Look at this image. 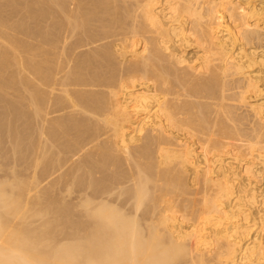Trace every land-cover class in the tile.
<instances>
[{
	"label": "bare ground",
	"instance_id": "bare-ground-1",
	"mask_svg": "<svg viewBox=\"0 0 264 264\" xmlns=\"http://www.w3.org/2000/svg\"><path fill=\"white\" fill-rule=\"evenodd\" d=\"M24 1L0 0V152L8 145L33 176L12 169L0 181V264H257L264 248L239 221L263 200L244 181L235 188V164L220 155L264 151V101L243 104L259 92L246 69L264 50H232L237 40L262 46L264 8ZM253 12L261 21L248 22ZM230 99L250 116L234 115ZM252 163L241 170L248 183L261 173Z\"/></svg>",
	"mask_w": 264,
	"mask_h": 264
},
{
	"label": "rangeland",
	"instance_id": "rangeland-1",
	"mask_svg": "<svg viewBox=\"0 0 264 264\" xmlns=\"http://www.w3.org/2000/svg\"><path fill=\"white\" fill-rule=\"evenodd\" d=\"M23 1H24V0H23ZM27 1H28V0H27ZM233 1L236 2V0H233ZM238 1L241 2L242 0H241V1L238 0ZM245 1H246V0H245ZM245 1L243 0L242 3H244ZM248 1H249L250 5H249V3L246 2L245 5L243 4L244 7L247 8L246 5H249V6H251V5L254 6V5H255L254 7H252V6H251V7H252V8H255L256 11H257V10H258L259 12H260V10L263 11L262 8H264V0H248ZM25 2H26V1L22 2V4H24ZM249 6H248V7H249ZM18 8H21V7H18ZM18 8H17L16 10H18ZM260 8H261V9H260ZM21 9H22V8H21ZM259 9H260V10H259ZM6 10H7V9H6ZM9 10H11V9L9 8ZM9 10H8V11H9ZM247 10H248V8H247ZM8 11H6V12H8ZM20 11L23 12V10H20ZM22 12H20L21 14L18 13L17 16H18L19 14H20L19 17L23 16V15H22ZM249 12H250V11H249ZM9 13H10V12H9ZM9 13L6 14V15H9ZM4 14H5V13H4ZM250 15H251V14H250ZM253 15H254V12H253L252 15L249 17V20H248L249 23H254L256 20H257V21H261L262 16L256 14V15H254V16H256V18H255ZM259 16H260L261 18H258ZM252 19H253V21H252ZM263 21H264V19H263ZM22 23H24L23 25L26 26L24 29H26V28H27V29H32V26H33V25L30 24L31 22H30L28 19L25 20V21L23 20ZM24 26H23V27H24ZM23 27H22V28H23ZM22 28H21V29H22ZM24 29H22V33L24 32V31H23ZM27 29H26V30H27ZM218 30H219V34L225 36L224 39L227 40L230 44H232L231 41L228 40V39H229L228 36H231V34H230V35L228 34L229 29L225 28L224 25H223V26H221L220 28H218ZM9 32H10V31H9ZM20 32H21V30H20ZM9 34H12V33H9ZM23 34H24V33H23ZM20 35H21V36H20ZM24 36H25V35H24ZM24 36L20 33V34L18 35V38H20V37L22 38V37H24ZM26 37H27V36H25V38H26ZM21 38H20V39H21ZM25 38H22V41H23ZM28 39H29V38L27 37L26 40H25V42H24L25 44H28V43H26V42L31 41V39H29V40H28ZM240 41H241V40H240ZM238 42H239V41L237 40V42L233 43V47H232V50H233L234 52H235V50H236V53H237V50H239V49H241V50L243 51V52H242V51L240 52V50H239V51H238L239 53H243V54H244V52L248 53V51L251 52V51L253 50L252 48H254V47H255L254 50H255V52H256V56H258V55L260 56V54L264 53V51H262V50H264V45H263L264 43L262 44L261 47L258 48L257 46H254V45H252L253 47H251L250 45H247V44H245L244 42H243V43H244V44H243L242 41H241V44L238 43ZM31 44H32V42H30L29 45H31ZM242 44H243V45H242ZM240 45H241V46H240ZM246 45H247V46H246ZM192 46H193V45H191L190 47L185 48L186 51H185V49L183 50V51H185L184 54H185L186 58H188V59L194 58V57L196 56V53H197V50L195 49V47H194V46L192 47ZM237 46L240 47V48H238ZM242 46H243V48L246 49V50H244V49L242 48ZM235 47H236V49H235ZM249 47H250V48H249ZM256 47H257V48H256ZM260 48H261V49H260ZM249 49H250V50H249ZM259 49H260V51H262V53H261L260 51H258ZM247 50H248V51H247ZM193 53H194V54H193ZM257 53H258V55H257ZM259 53H260V54H259ZM244 55H245V54H244ZM187 56H188V57H187ZM192 56H193V57H192ZM251 64H252V63H251ZM248 68H249L250 70H249ZM248 68L246 69V72H248L249 74L251 73L252 75L250 74V76H253V77H257V76H258V77H259V78H257V79H259V81H258V83H257V86L259 85L261 88L258 86V88H259L258 91H259V92H256V95L254 94L255 92H251V91H247V93L249 92L248 94H244V93H243V94L245 95V96L243 97V99H245V100L243 101V104H244V103L246 104V102H247V105L249 104V106H251L253 103H256V104H253V106H254V105L257 106V104L259 105V103L261 104L262 101H264V84H263V82H264V62H263V63L254 62V63H253L251 66H249ZM254 74H255V75H254ZM256 75H257V76H256ZM260 79L263 80V81H260ZM259 83H260V84H259ZM262 84H263V85H262ZM9 89H10V90L7 89L6 92L9 91L8 94H10V93H11V94H10L9 96L6 94V95H7V98L9 97L8 99H12V100H13V99H15L16 95H15L14 92H10V91H13L11 88H9ZM260 89H261V91H260ZM260 92H261V93H260ZM245 93H246V92H245ZM258 93H259V94H258ZM232 94H235V92L232 93ZM232 94H230V95H232ZM243 94H242V95H243ZM261 94H262V95H261ZM12 95H15V96H14V97H11ZM258 95H259V96H258ZM234 96H235V95H234ZM257 96H258V97H257ZM235 97H236V96H235ZM235 97H233V98H235ZM231 98H232V97H231ZM233 98H232V99H233ZM232 99L226 101L225 104L228 105V104H230V102H231V103H232V106H233V104H237V105H238V102H237V101L233 102ZM234 100H235V99H234ZM258 100H259V101H258ZM261 100H262V101H261ZM260 101H261V102H260ZM257 102H258V103H257ZM26 103H27V102H26ZM24 105H25V104H24ZM230 105H231V104H230ZM237 105H234L233 108L236 106L238 110H237L236 107H235L234 110H232V111L237 110V111H239V113H237V111H236V113H235V112L233 113L234 115L236 114V116H238V114L242 113V114H243L242 117H245V116L248 117V116H250V114H248V112L246 111V110H247V107H243V109H244V108L246 109V110H245V109L243 110L239 105H238V106H237ZM238 107H239V108H238ZM233 108H232V109H233ZM26 109H27V108H26ZM242 111H243V112H242ZM244 114H246V115H244ZM240 115H241V114H240ZM247 115H248V116H247ZM238 117H239V116H238ZM263 117H264V116H263ZM239 118H240V117H239ZM250 118H251V119H250ZM245 119H246V118H245ZM249 119H250V120H249ZM243 120H244V119H243ZM247 120L250 121V123L253 121L252 123L254 124V120H253L252 116L249 117ZM247 120H246V121H247ZM246 121H243V124L241 123V127H242V128L245 127L246 129H247V128L250 129V127H251L253 124L251 123V124H252V125H251V124L247 121V123L250 124V125H249L250 127H248V124H247V123H245V125H244V122H246ZM242 125H243L244 127H243ZM253 126H254V125H253ZM245 128H244V129H245ZM252 128H253V127H251V129H252ZM249 129H248V130H249ZM251 129H250L249 131H251ZM248 130H247V131H248ZM196 144H197V145H196ZM5 145H6V144H5ZM5 145H3V147H4ZM6 146H8V145H6ZM6 146L2 149V150H3V152L1 151L2 154L5 153V152H8V151H5V150H8V149H9V147H8L7 149H5ZM196 146H197V147H196ZM195 147H196V148H195ZM263 147H264V145H263ZM193 148H194V150L196 151V153H198V155H199V152H200L199 148H200V147H199V145H198L197 142L194 144ZM225 149H226L227 151H229V149H230V150H233V149L230 148V147H229V149H228V147H227V148H224V150H223L224 155H223V153H222V155H220V156H221V158L223 159V161H225L226 164H229V165H230V163H232L233 165L235 164V165H234L235 172L237 173V171H238L237 174H238V176L240 177V178L238 177V178H237V181L235 182V188L237 189V187H238L237 183H240V185H242L241 182L244 181V184H243V185H245V183H246V185L249 184V186H250V187L247 186V189L254 188V189H255V192L257 193V195H258V194L260 195L261 198H258L259 195H258V197H257V203H259L258 200L261 201L260 199H262L263 202H264V180H263V179H264V165H263V164H264V151L257 152V153H258V155H257V153L254 152V151L251 152L250 150H244V151L241 150V151L239 152V153H240V157H238L237 155H239V154H237V153H238L237 150H234L233 152H232V151L227 152ZM9 150H10V149H9ZM197 150H198V151H197ZM224 151H225V152H224ZM235 151H237V152H236L237 155L234 153ZM245 151H247V153L250 152V154H249V155L247 154V155L245 156V154H246ZM1 152H0V153H1ZM10 152H11V151H10ZM230 152H231V153H230ZM242 152H243V153H242ZM253 152H254V154L256 153V155L258 156V159H257V160H255V158H253V157H255V155L252 154ZM200 153H201V152H200ZM225 153H226V154H225ZM2 154H0V155L2 156ZM7 154H9V155H8V159L6 160V162H5V157L7 156L6 154H3L4 157L2 156V157L0 158V161H1L0 164H1L2 166L4 165V167H2V166L0 165V181H1V179H3V181H5V180H6L5 178H7V180L10 179V178H12L11 175L14 174L15 170H16V172H15L16 174H18L17 172H19L18 175H21L22 177H23V175H24V178H25V176H26V179L30 180V177L33 176V174L31 175V173H33V170H31L32 168H31V169H27V167L30 168V164H31V162H29V165H28V164H27L28 162L26 161V164H25L24 161H17V160H16L17 158H14L15 156L12 157L13 159H15V160H13L12 158H11V159L9 158V157L12 156L11 153L8 152ZM216 154H217V155H216ZM230 154H231V155H234V154H235L237 157H236L235 155H234V156H231ZM242 154H243L244 156H243ZM215 155L218 156V153H215ZM215 155H213V156H215ZM241 155H242L243 157H241ZM250 155H251V156H250ZM259 155H260V156L263 155V157H262V156L260 157ZM222 156H223V157H222ZM224 156H225V157H224ZM249 156L251 157V158H250L251 160H249V158H248ZM257 156H256V158H257ZM200 157H201V158H200ZM229 157H230V158H229ZM244 157H246V158H244ZM3 158H4V159H3ZM199 158H200V159H198V162H200L199 168L202 169V168L204 167L203 164H202V162H201V161H203V158H202V156H200V155H199ZM208 158L211 160L212 157L209 155ZM233 158H234V159H233ZM241 158H242V159H241ZM259 158H260V160H259ZM262 158H263V159H262ZM2 159L4 160V162H3ZM222 159H221V160H222ZM239 159H240V160H239ZM252 159H254V160H252ZM261 159H262V161H261ZM229 160H230V161H229ZM245 160H247V161H245ZM243 161H244V162H243ZM251 161H253V163H252ZM2 162L5 163V164H2ZM17 162H18V163H17ZM20 162H21V163L23 162L22 164H24V165H22ZM255 162H256V163H255ZM258 162H260V163H258ZM261 162H263V163H261ZM19 163H20V164H19ZM247 163H248V164L252 163L253 165H254V163H255L257 166H256V165H255V166L252 165V168L254 167L253 169H255V170H259V172H260V170H261V173H259V174L256 176V178H252V177L249 176L250 179H253V180H249V179H248V181H250L249 183L247 182V180H245V179H247V178H245L246 175H245V174L242 175V172H243V171H241V170H243V167H242V166H244V165L247 166V165H248ZM18 164H19V165H18ZM232 164H231V167L233 168V165H232ZM26 165H27V166H26ZM215 165H216V164H215ZM245 166H244V167H245ZM249 166H250V165H249ZM259 166H260L261 168H260ZM12 167H13V168H12ZM250 167H251V166H250ZM255 167H256V168H255ZM234 168H233V169H234ZM257 168H258V169H257ZM12 169H15L14 172H11ZM189 169H190V168H189ZM236 169H237V170H236ZM29 170H30V171H29ZM31 171H32V172H31ZM188 171H190L189 173H190L191 175L188 173ZM188 171H187V178H186V180L189 179L188 182L190 181V183H191V179H192L193 176H192L191 169L188 170ZM240 171H241V172H240ZM7 172H8V173H7ZM239 172H240V173H239ZM10 173H11V175H10ZM20 173H21V174H20ZM22 174H23V175H22ZM260 174H261V175H260ZM244 175H245V176H244ZM190 176H191V178H190ZM242 176H244V178H245L244 180H242V179H243ZM260 176H261V177H260ZM8 177H9V178H8ZM241 177H242V178H241ZM257 178H258V179H257ZM261 178H262V179H261ZM240 179H241V180H240ZM255 179H256V181H255ZM25 181H27V180H25ZM31 181H32V177H31ZM31 181H27V182H30V183H31ZM240 181H241V182H240ZM245 181H246V182H245ZM255 182H256L257 184H256ZM47 183H48V181H44V182H42V184H41L40 186L43 187V185H44L45 188L48 189L49 187H47V186H48ZM27 184H28V183H27ZM246 185H245V186H246ZM236 186H237V187H236ZM197 187H200V186H199V185H196L195 187H193V190L196 189ZM260 187H261V188H260ZM41 189H42V188H41ZM43 189H44V187H43ZM198 189H199V188H198ZM256 190H257V191H256ZM29 193L34 194V191L31 190V192H29ZM31 194H30V196H32ZM194 196H195V195H194ZM194 196H192L194 199H195V197H196V199H199V198H200L199 196H195V197H194ZM192 197H191V198H192ZM197 197H198V198H197ZM263 202H261V203L258 205L259 207L256 205V207H253L252 210H251V212H252V214H251L252 217H253V218L256 217V221H255V223H254V219H255V218L253 219V218L251 217L250 214H249L250 216L247 214V218H246L247 220L244 221V222L239 221V222H240L239 224H242V223H243L242 225H245V224H246L248 228L253 227L252 229H249V230H248L249 237L251 236L250 238H252V239H253V238H256V239H257V238H258V239H257V240H259L258 242H260L261 245H262V247L264 248V245H263V243H264V220L261 221V220H259V218L257 217V216H259V217H262V219H264V216H263V215H264V212L262 211V210L264 209V208H263V207H264ZM260 207H262V208L260 209ZM254 208H256L257 211H256V210H253ZM257 208H258V209H257ZM259 209H260L262 212H260ZM254 211H255V212H254ZM249 212H250V210L247 211V213H249ZM251 212H250V213H251ZM253 212H254L255 214H256L257 212H259V213H258V215L256 214V216H254L255 214L253 215ZM260 213H262V214H260ZM259 214H260L261 216H260ZM177 216H179V215L177 214ZM250 218H251V219H250ZM248 219H249V220H248ZM252 219H253V220H252ZM257 221H258V222H257ZM259 221H261V222H259ZM246 222H247V223H246ZM248 222H249V224H248ZM250 222H252V223H250ZM262 222H263V223H262ZM186 224H187V223H186ZM249 225H250L251 227H250ZM256 228H257V229H256ZM258 228L260 229V231H259ZM256 231H257V232H256ZM262 232H263V233H262ZM260 234H261V235H260ZM255 235H256V236H255ZM257 235H258L259 237H258ZM263 253H264V249L262 250V254L260 255V257L258 256V263H259V264H261L260 262H262V264H263V262H264V261H263V260H264V255H263ZM262 255H263V256H262ZM261 256L263 257V259L261 258ZM261 259H262V260H261ZM259 260H260V262H259ZM256 261H257V260H256ZM255 263H256V262H255ZM255 263H254V264H255ZM258 263H257V264H258Z\"/></svg>",
	"mask_w": 264,
	"mask_h": 264
}]
</instances>
